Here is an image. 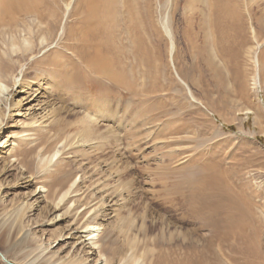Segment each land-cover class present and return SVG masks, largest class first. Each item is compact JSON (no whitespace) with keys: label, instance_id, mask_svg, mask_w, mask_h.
Listing matches in <instances>:
<instances>
[{"label":"rangeland","instance_id":"1","mask_svg":"<svg viewBox=\"0 0 264 264\" xmlns=\"http://www.w3.org/2000/svg\"><path fill=\"white\" fill-rule=\"evenodd\" d=\"M165 1L111 0L108 21L103 0H55L61 30L39 37L49 49L38 57L57 51L61 67L16 61L12 82L0 81V264H264V0L236 2L244 32L232 56L208 41L205 0ZM13 42L3 51L22 47ZM99 52L121 82L90 66ZM80 117L106 140L86 138ZM210 178L248 206L231 230L192 213ZM14 223L29 234L22 243ZM70 230L82 236L75 253Z\"/></svg>","mask_w":264,"mask_h":264},{"label":"bare ground","instance_id":"2","mask_svg":"<svg viewBox=\"0 0 264 264\" xmlns=\"http://www.w3.org/2000/svg\"><path fill=\"white\" fill-rule=\"evenodd\" d=\"M54 1L55 0H0V81L1 82L2 81L3 82L7 81V83L12 82V80L10 81V76H14L13 72H14V67H15L16 61L18 63L22 62V64H23V62H24L26 64V62L35 58L34 64L32 66L33 69L40 67V66H44V65L45 66L47 65L48 68H54V69L57 67H61V66H59L60 65L59 61H57L58 58L56 59V57L55 58L52 57V55L58 54L57 51L47 50L46 51L47 54L43 55L42 58H40L41 56L38 57V55L40 53H42L43 50L45 51L47 49V47L49 49V45H44L47 43H38L39 37L44 36L46 38L45 40H48V42L53 41L56 38L59 30H61L60 29V27H61L60 26V24H61L60 18H61L62 14L60 13V11L57 10V8L55 7L56 5L54 7H52L55 4ZM63 1H65V0H63ZM115 1H117V0H115ZM160 1L162 4L164 3V5H165V3H166L165 0H160ZM237 1L238 0H205L204 3H203V1H201L203 6H202V9L199 11L200 15L198 17L200 18V16L203 15L202 20L203 21L206 20V29L208 32V34H207L208 41L210 40V43L212 45V49L214 47L219 52H223L222 54H224V56H227V55L232 56V54H233L232 51H234V48L232 46L233 41L236 38L243 37L244 18H243L241 9L236 6ZM194 2H195V0H194ZM194 2H193V4H194ZM233 2H234V6L231 5ZM130 3L134 4L133 2H130ZM113 5L114 4L111 2V0H103L101 13H102L104 20L110 21V19H111V21H112V19H113L112 15H113V13H115L114 11H116V10H113L114 9ZM135 5H134L133 10H135V9L137 10V7H135ZM146 5L148 6V4H146ZM147 6H146V8H147ZM234 7L236 10L234 9ZM146 14L148 15V13H146ZM132 15H133L132 17H134L135 14H132ZM171 15H172L171 17H173V13ZM143 16H144V14H143ZM205 17H206V19H205ZM138 19H140V18H138ZM192 20L194 22V17H192ZM139 21L140 20L137 21L138 23L136 25L140 24ZM87 23H89V22H87ZM101 24L104 25V21ZM192 24H195V23H192ZM140 25H142V24H140ZM174 25H175V23H174ZM208 25H209V27H208ZM198 26L200 28V25H198ZM202 26H203L202 30H205L204 29L205 28L204 23H202ZM112 27H114V26L112 25ZM137 31H136V33H137ZM185 31H186V29L185 30L183 29L182 33ZM174 32L176 33V31H174ZM136 33H135V35L137 36ZM108 34L104 33L102 35L104 41L106 40L107 43H108V41L110 42L111 38L113 39L115 37L114 36V37L110 38ZM22 35H25V37L26 36L30 37V40L28 41V39H27V42H28L27 45H25V44L22 45L23 43H21L22 41H20V44L22 45V47H20L18 40L20 39V37H22ZM68 35H69V33H68ZM183 35H184V37L183 36L182 37L185 38V34H183ZM195 35L197 36L196 33H195ZM110 36H112V35H110ZM33 38H34V40H33ZM150 38H151V36H150ZM45 40H43V41H45ZM13 41L18 42L20 49L19 50L17 49V51H20V53L17 51H14V50H12L13 52H10V51L6 52L5 50L3 51L4 47L5 46L7 47L9 44L11 45V42H13ZM137 41H138V39H137ZM140 41H138V42H140ZM106 42H104V43H106ZM13 43H12V45L14 46V44H16V43H14V44ZM107 43H106V45L104 44V46H107ZM49 44H52V42ZM112 44H114L113 41H112ZM139 44H141V43H139ZM102 45H103V43H102ZM108 45H110V44H108ZM141 45L144 46V44H141ZM13 46H11V48ZM105 48H107V47H105ZM142 50L143 49H141V51ZM14 52L19 53V54H17L15 57ZM140 54H141V52H140ZM112 56H113V54H112ZM86 57H85V59H86ZM142 57H144V56L142 55ZM81 59H83V58H81ZM88 60H89V58H88ZM95 61L99 62L98 70L101 74H104V75L110 77L114 81L121 82V79L119 78L121 76V73L120 74L118 72L113 73V71L111 70V66L113 65L112 64L113 61H112V58H110L106 55V52L104 54H102V52H99V54L95 53V56H93L92 59H90V61H89V63L91 64L90 66H95ZM114 62H115V60H114ZM221 62H222V60H221ZM99 66H101V67L99 68ZM150 71H151V69H150ZM26 75H28V74H26ZM39 77H41V76H39ZM26 80L27 79L22 81L19 86L22 88H29L30 89L29 84H27ZM11 86H12V89H10V91L8 90V92H9L8 95H11V94L16 92V89H17L16 83H13V85H11ZM5 89H7V86H4L3 91H5ZM145 90H146V88H145ZM46 91H48V88ZM49 93H50V91H49ZM28 94L31 95L30 93H28ZM49 99H50V97H49ZM58 112H59V110H58ZM105 113H107V112H105ZM88 118L90 119V117H88ZM88 118L84 117L83 119H81V117H80V119L76 120L77 123H79L83 126L82 130H83L84 134L86 135V138L96 134L98 136L99 140H106V137H107L106 132H102L100 129H97L96 125H94V123H91L93 121H90L91 119L89 120ZM109 133H110V131L108 130V134ZM112 145H113V143H112ZM51 161H52V159H51ZM198 179L200 180V178H198ZM199 180H198V182H200ZM202 182H200V184H199V185H201V183H202L200 188H199L198 184H196L200 190H198L199 194L193 195V197L191 199V204H193L192 207L194 208V209H192V213L197 214L198 217L200 218V220H202V222L204 224L210 225V226H217V227L220 226L219 228H221L224 225H227L229 227V230H231L233 224H235L237 219H241V221H243L244 218H246V219L248 218V216H247L248 213L246 212L247 209H242L241 205H239L240 203L246 205V203L243 202L242 199H241V201L243 203L240 200H239V202H240L239 203L236 198H234V197L230 198V196H229L230 193H228V195H227V193L221 189L222 187L225 186L224 184H223L224 186L221 185V188H219L218 187L219 184L217 185V183L214 181L213 178L212 179L210 178L209 180L206 179L205 181L202 180ZM66 184H67V182L63 183L62 185L59 186L58 189L60 190V192L62 191V189L66 188ZM53 193L55 195H57L58 192L56 191V189L55 190L47 189V196L49 198H52L54 196ZM244 205H242V206H244ZM246 207H248V206L246 205ZM199 218H197V219L199 220ZM13 226L14 227L12 229H9V230H13V234H15L16 236L20 234L19 238H20L21 243L28 239L29 234H27V232H24L23 228L20 227V225L18 223H14ZM85 229L86 230L83 231V233H85V234L88 233V235H90V236L95 234V236L91 237L90 240H93L95 237L99 236L98 233L100 232V227H91V228L86 227ZM233 229H234V227H233ZM235 229L237 230L238 228L235 226ZM234 232L236 235L237 232L236 231H234ZM240 233H241V231H240ZM9 235H7V238H10ZM69 235L71 236L70 238L74 240L73 243H71L72 244L71 249H74L73 253H75V250L77 248L76 245H78V243L82 239V236H80L77 233V230H70L68 232V236ZM235 235H234V237H235ZM238 235H239V233H238ZM255 235H257V233ZM206 236H207V234H206ZM231 236H233V235H231ZM240 236H242V233ZM239 239H240V237H239ZM184 240H185V238H184ZM216 241H218V240H216ZM0 242H5V236L4 235L0 234ZM195 244H197V243H195ZM232 245H235V244H232ZM247 246H248V244H247ZM233 249H235V248H233ZM242 256H243V254H242ZM75 257H73L71 260H68V261L66 260L64 262H58V261L54 262L51 259L50 261H48L47 264H74L76 261ZM5 258H6V255H5L4 259ZM87 260L88 259H86V261ZM86 261L85 262L83 261L80 264H83V263L86 264ZM245 263H247V262H245Z\"/></svg>","mask_w":264,"mask_h":264},{"label":"water","instance_id":"3","mask_svg":"<svg viewBox=\"0 0 264 264\" xmlns=\"http://www.w3.org/2000/svg\"><path fill=\"white\" fill-rule=\"evenodd\" d=\"M0 256H1V254H0ZM2 257V256H1ZM3 258V257H2ZM5 260V259H4ZM6 261V260H5Z\"/></svg>","mask_w":264,"mask_h":264}]
</instances>
